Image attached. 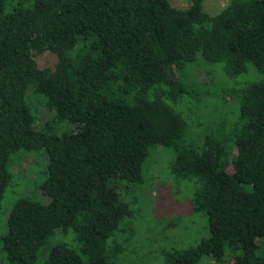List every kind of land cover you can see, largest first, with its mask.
Here are the masks:
<instances>
[{"label": "trees", "instance_id": "16d2710c", "mask_svg": "<svg viewBox=\"0 0 264 264\" xmlns=\"http://www.w3.org/2000/svg\"><path fill=\"white\" fill-rule=\"evenodd\" d=\"M188 1L0 0V207L14 177L11 155L41 149L48 156L40 185L48 202L21 197L9 211L2 237L9 264H36L57 229L73 233L84 257L61 242L45 264H111L124 247L113 239L133 216L119 184L142 182L152 144L175 151L172 173L192 183L191 204L210 231L195 247L165 252L163 264L205 256L264 264L257 253L264 238V0H228L215 14L204 0ZM46 51L57 56L52 66L37 60ZM200 57L222 63L230 79L248 63L261 77L228 92L239 114L223 140L207 137L196 148L176 109L190 94L175 73ZM29 85L54 114L46 129L35 127ZM58 120L76 131L53 133Z\"/></svg>", "mask_w": 264, "mask_h": 264}, {"label": "rangeland", "instance_id": "374dc122", "mask_svg": "<svg viewBox=\"0 0 264 264\" xmlns=\"http://www.w3.org/2000/svg\"><path fill=\"white\" fill-rule=\"evenodd\" d=\"M179 7H187L188 0H170ZM228 0H204V8L210 13L219 12ZM56 54L46 51L37 57L41 66H52ZM209 79L207 80L205 77ZM175 77L185 84L188 96L176 105L188 121L185 140L196 148L202 146L207 137L220 139L226 136L237 123L239 102L227 100L228 92H235L245 84L258 80L261 73L248 63L247 72L230 79L222 63H211L200 59L186 63L177 69ZM29 85L25 100L37 122L35 127L45 128L52 120L53 112L45 107V98ZM56 134L75 132L77 126L68 121L52 122L48 128ZM176 157L172 148L152 144L146 151L142 165L143 180L140 184L121 181L119 192L130 202L133 216L125 218L121 231L113 239L123 245L120 253H114L111 264H163L165 252L195 247L202 239L209 237L208 219L205 213L197 212L191 204L192 183L181 181L172 173V162ZM48 156L44 150H20L10 157L9 168L14 177L6 189L0 207V264H9L3 248V235L7 231V217L15 202L21 197L48 202L40 191V185L47 175ZM229 171H233L230 165ZM57 229L39 252L36 264H45L50 248L64 243L70 249L79 250L70 231L65 237ZM264 256V238L257 248ZM81 254V253H80ZM82 257H84L81 254ZM196 264H216L211 256L203 257Z\"/></svg>", "mask_w": 264, "mask_h": 264}]
</instances>
